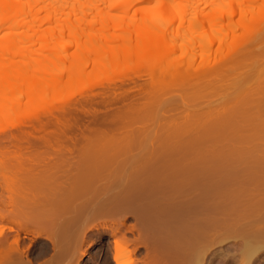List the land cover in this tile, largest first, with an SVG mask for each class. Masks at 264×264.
<instances>
[{"label": "rangeland", "instance_id": "374dc122", "mask_svg": "<svg viewBox=\"0 0 264 264\" xmlns=\"http://www.w3.org/2000/svg\"><path fill=\"white\" fill-rule=\"evenodd\" d=\"M108 1L83 0L76 7L73 1L65 9L50 5L48 10L63 11L52 16L41 9L40 22L37 18L29 27L32 20L27 21L28 28L30 16L23 17L24 24L16 17L20 27L15 21L0 25V39L8 43L0 47V225L9 241L0 242V264H27V257L44 264L55 252L46 237L63 231L64 224L68 231L62 240L84 235L74 250L76 255L86 251L79 264H115L116 236L137 264H264V14L249 43L247 22L237 15L232 24L224 17L195 28L194 0H116L120 6L114 8ZM202 1L200 6L212 13L247 0ZM150 26L155 33L169 31L168 38L163 35L165 49L152 53L148 62L133 57L141 64L126 71L123 56L116 53ZM230 54L237 66L230 65L233 73L223 65L226 80L213 76V84L199 74L187 81L192 66H222ZM170 61L173 67L164 80L190 81L189 90L176 86L180 89L159 93L137 119L97 124L104 133L91 135L84 114L100 116L117 106L87 108L85 103L118 99L124 91L142 98L126 76L150 85L147 70ZM69 109L82 118L78 128L74 125L77 130L65 133L70 138L52 140L53 126L37 131L35 124ZM239 111L247 121L243 115L240 120ZM149 177L153 183L144 188L159 193L163 205L159 239L138 216L139 204L151 206L154 198L124 199ZM110 204L115 209L95 212ZM78 212L79 222L69 224ZM18 234L26 258L13 247ZM248 242L253 246L249 255L243 252ZM66 264H76V258Z\"/></svg>", "mask_w": 264, "mask_h": 264}, {"label": "bare ground", "instance_id": "6f19581e", "mask_svg": "<svg viewBox=\"0 0 264 264\" xmlns=\"http://www.w3.org/2000/svg\"><path fill=\"white\" fill-rule=\"evenodd\" d=\"M73 1H75V3H74L75 7L78 6V5L81 6V4L84 3V2H82L83 0L82 1L81 0H0V25L3 24V23H5V25L9 24V23L14 25L13 21H15L17 19L16 17H19V20L22 21L23 17L26 18V16H30V20H29V17H28V19H25L26 20V24H25L26 26L28 25L27 21L29 22V21L32 20L29 23L30 24L29 27H30V26L36 25V23L38 22V20H36L37 18L39 19V22H40L39 16H40V13H41V9L42 10L45 9L43 11L47 10V12H50L52 14L53 11H51L50 9L49 10L47 9V8H50V5L52 7L53 6L56 7V5L59 3V4H62L63 8L65 9V7L69 3H72ZM78 1L80 3L81 2L82 3L79 4ZM141 1H146V0H135V3H138V2H141ZM148 1H153L154 2L156 0H148ZM148 1H146V2L148 3ZM201 1L202 0H194V2H193L194 5H193V9L191 11V12H193V14H191L192 15L191 22H192V24H193V26L195 28H201L206 23H209V22H211V23L213 22V23H216V24L221 23L222 22V18H224V17L229 18V20H230V22L232 24L233 21H234V17H236V15H237L239 17V19H242V20L247 22V26H246V29L244 31V33H246V36H247V41H249V40L252 41L253 40L252 35H250V33L252 34V32H253L252 29H253L254 26H256V25L258 26L262 22V17H263V14H264V0H263L262 5H260V4L257 5L258 3H257L256 0H247V1L245 0L246 1L245 3H243L244 1L241 2L242 5L239 3V5H241L240 7H238V8L234 7V9L236 8L235 10L232 8V10L229 9L228 11H222V9H224V8L220 7L221 10H218V11L215 10V11H212V13H210L211 11L208 13L206 8H203L202 6H200L199 2L201 3ZM117 2L118 1H116V0H109L107 3H110L109 8H114V7L120 6ZM153 2H150V3H153ZM186 2H187V0H186ZM107 3L105 2V5ZM23 4H24V6L25 5L28 6V8L26 7L27 9L26 8L25 9H19V6L23 5ZM93 4H95V2L92 3V5ZM206 4L208 5L207 2H205V5ZM64 5H65V7H64ZM59 6H61V5H59ZM59 6L57 8H59ZM70 6H71V4H70ZM94 6H97V5H94ZM190 6H192V5H190ZM63 8H61L62 10H58L57 9L55 12H53V14L57 13L58 11L59 12L63 11ZM52 9H54V8H52ZM94 9L95 8H93V10ZM179 11H178V13H179ZM22 12L25 14L24 16H23ZM50 13H48L49 16H50L49 18L54 16L53 14L51 16ZM82 13H84V11ZM19 14L22 15L21 16L22 18L20 16H18ZM33 17H34V21L36 20L35 23H33L34 22L33 21ZM47 20H50V19H47ZM16 22L17 21H15V23ZM21 23L24 24L25 21L21 22ZM31 23H33V24H31ZM11 24H10V26H13ZM17 25H19V27H20V22L19 21L17 22ZM26 26H24V27H26ZM167 26H165L166 30H167V28H166ZM21 27H22V25H21ZM27 28H28V26H27ZM154 29H155L154 27H151V29L147 30L145 33H143V31H142V33L139 34V37L137 39L138 41L131 40V41H133V42H131L129 40V42H127L126 46L123 45V47L121 49V52H117L116 53L117 55L120 54V55L123 56L122 58H124V60L122 61L121 64L122 65L124 64V66L126 67V69H125L126 71H130V70L136 69V67L139 66L141 64V62H148L149 61L148 58H150L152 53L154 54L157 51L165 49L167 39L163 35H166V37H167L166 33L169 32V31H166L164 29L166 31V33L165 34H161V33H158V32L155 33ZM157 31H159V30H157ZM164 32H162V33H164ZM244 33H243V35H244ZM247 41H246V43H248ZM249 43H250V41H249ZM6 44H8V43L7 42L5 43L4 41H1V39H0V47L8 46ZM230 48H232V47H230ZM1 50H3V49H1ZM232 50H233V48H232ZM230 52H231V50L229 49V53ZM234 53H236V52L234 51ZM75 56H76V54H75ZM137 56H139V60L141 62H138V61L132 59L133 57H137ZM228 56L229 57L225 60V62H223L224 59L221 60V63L219 62L220 65H222V66L215 65L212 69L200 70L199 69L200 67L192 66L190 68L189 73L187 74V76H188L187 77V81H188V79H190L191 76H196V75H199V74H201L202 78H206V77H207V79L209 78L210 80L209 79L208 80L212 81V83L214 82L213 80H211V77H213V76H216V80H218V81L219 80L221 81V79L224 80L225 78H223V77H225L226 74H224L223 72L221 73L222 69L225 68V67H223V65L224 66L226 65V68H228L229 71H233V70H230V69H233V67H231L230 69H229V67H230V65L233 66L236 63V62H234V57H235L234 55L230 54ZM240 57L241 56L239 55V58ZM250 57L251 56H249V58ZM249 58L247 57V59H249ZM237 59H238V57H237ZM237 61H238L239 64H241L239 62V59ZM242 61L245 62L246 60H242ZM222 62H223V64H222ZM233 62H234V64L232 65ZM149 65L154 66L155 64L154 65L153 64H149ZM236 66H237V63H236ZM172 67H173V64L170 61V62L166 63L165 65L157 67L156 70L155 69L153 70L152 69L153 67L150 68L149 70H147L149 75L152 76V81H151L150 85H144V84L138 83V81L135 80V77H132L131 75H127L126 76V78H127L126 80L128 82H130L132 84H135V88L134 89H138V91L140 92L139 96H142V98H134V99H132V96L130 95V92L129 91H124L122 93L121 97L118 98V99H114L113 96L111 98V96H110V98L109 97L106 98V99L104 98L102 100V102H99V103L91 102V101H95V100H91V101L85 103L84 106H86L87 108H89V107L90 108L91 107L94 108V106H96L95 104L100 105L98 107H103V108H112L113 106L114 107L117 106V108L114 111H112L111 113L100 114V116H98L96 112L91 113V112L87 111L84 114V116H86V118L89 119V121H88V125H86V126L84 125L85 128L88 131H90V132L92 131L91 135L100 136L101 134L104 133V127H101V126H104V125H107V124H112L114 126V124H118L119 122H123L126 119L127 120L137 119L140 116V113L143 110L146 109L145 107L147 106V104L149 105V104L152 103V100L156 98L157 94H159V93L160 94H162V93L166 94L167 92L169 93L176 86L182 87V89L176 87L177 89H180V90H185V89L189 90L190 86H193L192 85L193 83L189 84L190 81L189 82L186 81V83H185V80H183L182 78H179L177 81L175 80V81H172V82L168 83V82H166L164 80V76L167 73L171 72ZM237 72L239 73V71H237ZM233 73H234V71H233ZM235 73H236V68H235ZM223 74H224V76H220V75H223ZM232 76H234V75H232ZM220 77H222V78L221 79H217V78H220ZM182 80L184 82H182ZM130 83L123 84L122 87L129 86ZM213 84H215V83H213ZM176 88H175V90H177ZM257 88H256V90H257ZM252 91H253V89H252ZM263 93L264 92H262V94ZM256 95H258V94H256ZM237 97L235 96L236 99L234 97L232 99H234V101H235V100L238 99ZM258 99H259V96H258L257 100ZM247 100H248V98H247ZM251 100H253V99H251ZM257 100H256V102L254 101V103H257ZM92 103H94V105ZM250 104L251 103H249L248 105H250ZM248 105H247V107H248ZM253 105H250V106L252 107ZM263 105H264V103H263ZM261 106H262V104H261ZM242 107H244V109H245V106H242ZM251 107H249V108L251 109ZM255 107H257V106H255ZM233 109H234V107H233ZM236 110L237 109H235L234 111H236ZM223 112H224V110H223ZM226 112L229 114V109L226 110ZM247 112H248V109L245 111V113H247ZM262 112H264V111H262ZM190 113H192V112H190ZM219 113H221V111H219L217 114H219ZM227 113H224V114L227 115ZM239 113H241L240 114L241 115V117H240L241 119L240 118L239 119L242 121L243 118H244V120L247 121V119L249 118L247 116L248 118L245 119V116L247 114L245 115L243 112H240V111H239ZM250 113H251V111H250ZM250 113H249V115H251ZM254 113L256 114L255 111H253V114ZM258 113L256 114L257 117L259 115ZM231 114L232 113L230 111V115ZM236 114H238V113L236 112ZM261 114L263 115V113H261ZM242 115L243 116L245 115V116L243 117ZM256 115H255V117H256ZM187 117H189V116L187 115ZM251 118H253V115H251L250 119ZM80 119L82 120L78 110L69 109V110H65L62 113L53 114L52 119L50 121H48L47 123L39 122L38 124H35V125H36L37 131H41V130L43 131L46 128L53 126V127H55L56 130L53 127H51L53 129V131H51L50 133L48 132V134L51 135V139L53 138L52 140H55V139H57L55 137H60V136L63 137V138H60V139H64L66 136L69 137L68 134H70L69 132L74 130V127H75L74 125H76L77 128L79 127V123L81 122ZM82 122L84 123V120ZM91 124L92 125L96 124L97 127L96 126L92 127ZM97 124H99L101 126L98 128ZM90 125H91V127H90ZM94 127H96V129ZM108 127H111V125H108L107 128ZM77 128H76V130H77ZM86 129H85V131H86ZM6 130H7V128L3 129L2 132L6 131ZM65 133H68V134H65ZM87 136H88V134H87ZM67 137H66V139H67ZM48 138L50 139V137H48ZM58 140H59V138H58ZM107 144L108 143L99 144V145H107ZM95 145H98V144H95ZM151 183H153V179H151L150 177L147 180L139 181L136 185H142V186H139L137 188H134V189L128 191L127 194L124 196L125 197L124 199H126V200L132 199V200L135 201L137 199H143V198H147V197L154 198V201H153L151 206H147L146 207L145 204H139L140 207L138 208L139 209L138 210V214H139L138 216L140 218H142L141 221L144 224V226L146 227V230L148 232H150V233H153L155 236L158 235V239H159L160 238L159 236L162 233V226H163V217H164V215H163V205H162L159 193L158 194H154V193L152 194V192H150L149 190L144 188L145 186L148 187ZM113 209H115V206H113L111 204L110 205H103L102 207H98V209H96L95 212L103 213V212L110 211V210H113ZM79 213L81 214V212H78L77 214L73 215L69 219V224H74V223H78L79 222V219L81 217L79 215ZM8 229H9V231H12V228H8ZM67 231H68V227H65V224H64L63 231H59L58 234L52 233L48 237H46L47 241H49L51 243L50 245L53 246V249H54L53 251H55V252H54V254L50 255V258L48 257L49 259L47 261H45L44 264H64V263L66 264L67 260H70V259L75 260V258H76V264H79L84 259V256H86V251L82 252V253H78L79 254V255L77 254L78 256L76 255V253H74V250H76L78 248V245L82 244L81 242H82V239H84V235L82 233H77L76 235H74L75 238L73 237V239H72V237H71V239H72L71 241L72 242L70 241V239L65 238V237L62 240V237L67 234ZM25 233H26V231H25ZM263 234H264V231H263ZM113 235L111 234V236H113ZM0 239H2L0 242H3V243L9 242V241H7V238L5 236V230H3L1 225H0ZM67 239H68V241H67ZM21 240H20L19 234H18L17 237L13 240V243H14L13 247L16 246L15 249L20 253L22 258H26L27 255H26L24 249L22 251L19 249V245H20L19 242ZM61 242H63V244H61ZM112 242H113V257H112V259H113V262L115 264H137V262L131 256L127 257V255L125 254L124 246H123L122 242L119 239H117V236L115 238H113ZM252 249H253V246H252V244L250 242L245 243L244 246H243V252L246 253L247 255H249L250 252H252ZM74 255H75V258H74ZM25 262L27 264H33L32 263L33 261H31V259L29 260L28 257H27ZM40 263H43V262L40 261Z\"/></svg>", "mask_w": 264, "mask_h": 264}]
</instances>
